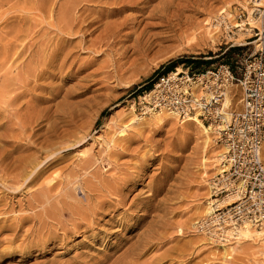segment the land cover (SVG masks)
I'll use <instances>...</instances> for the list:
<instances>
[{"label":"rangeland","instance_id":"rangeland-1","mask_svg":"<svg viewBox=\"0 0 264 264\" xmlns=\"http://www.w3.org/2000/svg\"><path fill=\"white\" fill-rule=\"evenodd\" d=\"M116 1L0 0V62L23 47L54 44L66 9L71 20L81 13L100 18L96 26L127 21L112 47L89 49L99 30L63 42L40 88L31 84L17 103L0 108V264H264L253 243L215 244L195 231L214 199L211 180L223 152L213 131L206 143L192 123L166 111L144 114L138 102L173 61V71L194 73L233 65L239 48L225 44L214 20L227 13L237 27L231 12L247 9L248 0H163L161 18L148 12L163 1L148 0L144 13L105 17L110 7L134 6ZM260 22L248 18L253 27ZM239 31L235 44L251 29ZM67 52L73 57L65 59ZM189 58L208 66L190 68ZM8 62L0 66V84L19 63ZM226 93L224 106L238 108L239 89ZM32 108L43 119L21 129ZM25 159L40 162L33 176L9 175Z\"/></svg>","mask_w":264,"mask_h":264},{"label":"built area","instance_id":"built-area-1","mask_svg":"<svg viewBox=\"0 0 264 264\" xmlns=\"http://www.w3.org/2000/svg\"><path fill=\"white\" fill-rule=\"evenodd\" d=\"M246 6L239 7L238 14L231 12L237 27L229 23L227 13L214 20L225 44L239 48L233 65L219 64L201 73L176 69L158 77L138 98L144 114L166 111L179 120L196 117L222 145L219 171L211 180V212L194 226L221 245L236 241L237 228L244 223L256 229L264 226V22L253 28L248 23L249 17L264 18V0H248ZM241 28H250V34L235 44ZM233 86L240 91L236 109L224 106L227 89ZM225 198L234 201L221 206Z\"/></svg>","mask_w":264,"mask_h":264},{"label":"bare ground","instance_id":"bare-ground-1","mask_svg":"<svg viewBox=\"0 0 264 264\" xmlns=\"http://www.w3.org/2000/svg\"><path fill=\"white\" fill-rule=\"evenodd\" d=\"M108 1V0H107ZM116 1V0H115ZM163 1V0H161ZM165 1V0H164ZM159 2L157 5H154V7H152V9H150L151 11H149L148 13L153 14V17L156 16L158 18H161L163 15H165V2ZM112 4V1H110ZM129 4L132 5H136L135 8H133L134 6L130 7H125V6H121V7H116L118 5L117 1L114 2L113 4L116 5H107V6H114L113 8H109L107 11H105L104 14L105 17H111L115 14H120V12L123 13L124 9H132V10H138L140 12L144 13V10L146 9L147 11V7H145L144 5L148 2V0H142L140 2H136V1H129ZM151 3V2H150ZM172 3V2H171ZM108 4V3H107ZM149 4V3H148ZM78 5V4H77ZM102 5V4H101ZM104 5V4H103ZM168 5V4H167ZM149 7V8H151ZM87 7L85 6H80V10L82 11H86ZM79 10V11H80ZM81 11V12H82ZM125 11V10H124ZM72 12V10L70 11L69 9L64 10V12L62 13L61 19L60 21L57 22V26L53 25L54 27L56 26L57 32H59V35L56 36L57 37V41L53 44L52 40L49 41H43L40 44H36L35 48H33L30 52H26L25 49L26 47H23L22 49H20L18 51V53H16L14 56L12 55L11 58H9L8 56L4 55L2 57V60L0 62V66H2L4 63L6 64L9 59H11L14 62H18V66H16L14 68L13 71H11V75L8 77V73L5 74V79H3L1 81L0 84V97H2V100L0 101V108L1 109H5L6 107H11L12 104H15L18 102V100H20L21 98H23L26 94H28V92H30L29 86L32 84L33 88L35 87H39L40 85H37V82H39L41 79H43L44 77H49L50 73L48 72V68L49 65L51 64L53 58L55 57V55H57L59 52L62 51V44L63 42H68L71 41L72 37L76 38L78 36H80L81 40L85 39L87 36H91L94 34V32H97L99 30V33L97 36H95L92 40H89V49H100L102 46L108 48L111 45H114L115 43H117V39L120 36V31L122 27H125V24L127 21H122V22H118L117 21H113V22H107L104 23L102 25H98L96 26L99 22H100V18H91L88 19V17H82L81 15L82 13L76 17H74L71 20V16L70 13ZM78 12V11H77ZM91 12V11H90ZM131 12V11H130ZM134 12V11H133ZM168 12V11H167ZM127 13V12H126ZM146 13V12H145ZM75 14V13H74ZM135 14V13H134ZM84 15V13H83ZM116 17V16H115ZM139 17V16H138ZM137 17V18H138ZM96 18V19H95ZM118 18V16H117ZM125 18V17H124ZM135 18V19H137ZM171 18V17H170ZM100 19V20H99ZM121 19V18H120ZM126 19V18H125ZM130 19V18H128ZM114 20V19H113ZM131 22V21H130ZM133 22V21H132ZM189 23V22H188ZM250 24V23H249ZM50 25V24H49ZM217 25V24H216ZM252 24H250L251 26ZM93 26V27H92ZM215 26V25H214ZM219 28V25H217ZM50 27V26H49ZM126 28V27H125ZM216 28V30L218 29ZM251 28H253V25L251 26ZM43 29V28H42ZM41 29V31H42ZM241 30H243L241 28ZM250 30V29H249ZM247 29V31H249ZM219 31V29L217 30ZM246 31V30H245ZM45 32V30H44ZM46 33V32H45ZM216 33V32H215ZM249 33V32H248ZM46 36V35H45ZM66 36V37H65ZM76 36V37H74ZM44 37V35H43ZM129 37V36H128ZM49 37H47L48 39ZM43 39V38H42ZM117 40V41H116ZM87 41V40H86ZM81 43H83L81 41ZM35 44V43H33ZM33 44L31 46H33ZM16 45V44H15ZM23 45V44H21ZM80 45V44H78ZM115 46V45H114ZM11 47V46H10ZM112 47V46H111ZM18 49V47H16ZM75 48V47H74ZM77 48V47H76ZM85 49V48H84ZM97 49V50H98ZM111 49V48H110ZM5 50V48H4ZM29 50V48H28ZM91 51V50H90ZM5 52V51H4ZM71 52V51H70ZM70 52H67L65 54V59H69L72 58L73 54H71ZM96 52V51H95ZM7 53V52H6ZM87 53V52H86ZM14 54V53H13ZM3 55V53H2ZM10 56V55H9ZM75 58V57H74ZM72 62V61H71ZM9 63V62H8ZM4 64V65H5ZM10 64V63H9ZM12 64V63H11ZM10 64V65H11ZM8 65V64H6ZM5 65V66H6ZM9 65V66H10ZM82 65V64H80ZM84 65V64H83ZM2 68V67H1ZM49 73V74H48ZM32 88V89H33ZM42 88V87H41ZM43 89V88H42ZM229 94H225L224 97V105H226L230 99H229ZM26 105L28 106V104L26 103ZM25 105V103H20V107H27ZM16 106V105H15ZM14 106V107H15ZM30 106V104H29ZM28 106V107H29ZM13 107V108H14ZM19 107V108H20ZM226 107V106H225ZM16 108V107H15ZM31 108V107H30ZM6 110V109H5ZM32 110H34L32 108ZM30 111V109H29ZM28 111V112H29ZM35 111V112H34ZM34 111H30V113L26 114V120H20L23 121L21 122V129H26V126L29 125L32 122H37L38 120H42L44 115H42V112H38L37 110ZM37 111V112H36ZM6 112V111H5ZM150 114V113H149ZM156 114V113H155ZM162 114V113H161ZM160 114V115H161ZM167 116H171V113H167ZM172 117V116H171ZM174 118V117H173ZM6 119V118H5ZM22 119V118H21ZM186 122V123H192L196 128H198V130L200 131V133L203 135V137L205 138L206 143H208V140L210 139V136L212 134L211 130L209 127H206L204 125L201 124V122L196 118L193 117L192 119H188V120H181V122ZM19 122V121H18ZM20 124V123H19ZM28 124V125H27ZM16 125V124H15ZM2 126V125H1ZM14 126V125H12ZM32 130V129H31ZM45 130V129H44ZM21 133H23V131H21ZM34 133V132H33ZM36 133V132H35ZM27 139V138H26ZM46 139V138H45ZM31 140V139H30ZM37 141V140H36ZM50 141V140H49ZM45 142V141H44ZM47 143V142H46ZM57 144V143H56ZM54 144V145H56ZM39 145V144H38ZM53 145V144H52ZM53 145V146H54ZM17 146H19L18 144L13 146V148H17ZM41 146V144H40ZM49 146V145H48ZM51 146V145H50ZM43 146H41L40 148L42 149ZM44 148V147H43ZM48 149V148H47ZM264 149V141H263V145H262V150ZM37 151V150H36ZM35 151V152H36ZM52 151V150H51ZM38 152V151H37ZM221 155V156H220ZM262 155H263V151H262ZM26 156V155H25ZM218 157H222V154H219ZM31 158V157H30ZM33 158V157H32ZM56 157H54L55 159ZM29 159V158H28ZM25 159L23 162L18 161L20 164H17V168H14L13 172L9 175H13L14 172L16 171V173L13 176H16L15 178H22V181L27 180V178L29 176H33L34 172L33 170H36V168L38 167L39 163H37V160H33L34 162H31L30 160ZM264 159V158H263ZM46 160V159H43ZM50 160V159H49ZM53 160V159H51ZM51 161H47L45 163V165L49 164ZM220 163H221V159H220ZM9 164V163H8ZM12 165V164H11ZM220 165V164H219ZM13 166V165H12ZM8 170V169H7ZM9 171V170H8ZM7 174V173H6ZM7 176V175H6ZM10 176V178H11ZM9 177V176H8ZM7 177V178H8ZM35 177V176H34ZM33 177V178H34ZM14 178V177H13ZM12 178V179H13ZM31 177V179H33ZM19 181V180H18ZM15 185V184H14ZM227 199V200H226ZM226 200V201H225ZM234 199H229V198H225L223 199V201L220 202L221 206H226L231 204V202H233ZM213 201H208V206L205 207V214H209V212H211L210 209V204ZM225 202V203H224ZM59 227V226H58ZM261 230H256V228L254 229V227H251L249 224L244 223L243 225H241L240 227L237 228L236 231V235H237V240H241L243 242H250L253 243V245L258 246L257 251L255 252H259L262 251L264 253V226H262L260 228ZM241 241H239L238 243H240ZM223 249H225L223 251V253L225 254L226 251V246L222 247ZM221 248V249H222ZM226 255V254H225ZM262 259H264V255L262 256Z\"/></svg>","mask_w":264,"mask_h":264},{"label":"trees","instance_id":"trees-1","mask_svg":"<svg viewBox=\"0 0 264 264\" xmlns=\"http://www.w3.org/2000/svg\"><path fill=\"white\" fill-rule=\"evenodd\" d=\"M177 62H171V63H169V64H167L164 68H163V73H162V75H165V74H167V73H169V72H172L173 71V69L176 67V64ZM184 63H187V64H189V67L190 68H193V69H195V70H198V69H200V67L202 66V67H205V66H208V62H204V61H202V60H194V59H191V58H189V59H186V61L184 62ZM152 84H151V82L150 83H148L146 86H145V91H149L150 89H151V86ZM103 113H105V112H103ZM103 113L101 114V115H103Z\"/></svg>","mask_w":264,"mask_h":264}]
</instances>
